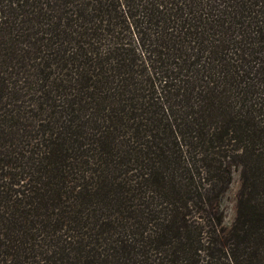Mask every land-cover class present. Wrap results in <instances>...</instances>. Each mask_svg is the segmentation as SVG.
Instances as JSON below:
<instances>
[{
  "label": "trees",
  "instance_id": "trees-1",
  "mask_svg": "<svg viewBox=\"0 0 264 264\" xmlns=\"http://www.w3.org/2000/svg\"><path fill=\"white\" fill-rule=\"evenodd\" d=\"M0 264H264V0H0Z\"/></svg>",
  "mask_w": 264,
  "mask_h": 264
},
{
  "label": "rangeland",
  "instance_id": "rangeland-1",
  "mask_svg": "<svg viewBox=\"0 0 264 264\" xmlns=\"http://www.w3.org/2000/svg\"><path fill=\"white\" fill-rule=\"evenodd\" d=\"M240 187L239 173L237 170L232 173V180L224 191L221 198V207L224 212V225L230 227L236 215L237 194Z\"/></svg>",
  "mask_w": 264,
  "mask_h": 264
}]
</instances>
